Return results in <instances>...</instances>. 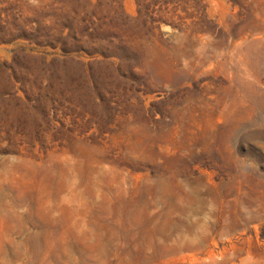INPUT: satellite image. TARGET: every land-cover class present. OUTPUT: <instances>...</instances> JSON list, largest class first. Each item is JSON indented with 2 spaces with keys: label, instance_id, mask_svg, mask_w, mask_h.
<instances>
[{
  "label": "rangeland",
  "instance_id": "1",
  "mask_svg": "<svg viewBox=\"0 0 264 264\" xmlns=\"http://www.w3.org/2000/svg\"><path fill=\"white\" fill-rule=\"evenodd\" d=\"M0 14V264H264V0ZM65 49L85 77L44 108L22 54Z\"/></svg>",
  "mask_w": 264,
  "mask_h": 264
},
{
  "label": "trees",
  "instance_id": "2",
  "mask_svg": "<svg viewBox=\"0 0 264 264\" xmlns=\"http://www.w3.org/2000/svg\"><path fill=\"white\" fill-rule=\"evenodd\" d=\"M13 27H15V29L11 28L8 24V20L4 19L0 14V38L4 39V37L7 36L10 37V39H14L22 35L23 30H21L20 26L13 24ZM17 58L18 55L15 53L13 56V64L18 65ZM22 58H24L27 64H19V73L24 72L27 74L29 64L34 68L37 78L45 76L48 80L47 85L43 88H41V82H39L36 90L31 83L23 84V90L28 97L37 93V101L42 98V94L45 97L48 93L55 94L59 92L64 94L66 91H75L76 88L73 86V83L85 77L84 63L72 57L70 55V49H65L61 57H52L49 61H47L46 54L40 53L23 52ZM6 69L7 64L0 63V77L3 78L5 82L11 84V73L15 75L14 77H17L16 68H12L11 72H7ZM11 87L12 89L14 88L13 82ZM42 90L44 93H41ZM13 92H16V90L14 89ZM40 103H42L45 108V102L41 101Z\"/></svg>",
  "mask_w": 264,
  "mask_h": 264
}]
</instances>
